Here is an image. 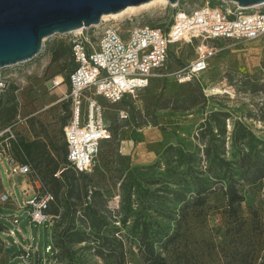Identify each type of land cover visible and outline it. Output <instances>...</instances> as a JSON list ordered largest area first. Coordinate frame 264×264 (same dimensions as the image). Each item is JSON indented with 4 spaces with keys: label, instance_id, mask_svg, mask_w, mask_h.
<instances>
[{
    "label": "rangeland",
    "instance_id": "374dc122",
    "mask_svg": "<svg viewBox=\"0 0 264 264\" xmlns=\"http://www.w3.org/2000/svg\"><path fill=\"white\" fill-rule=\"evenodd\" d=\"M209 1L219 3V0ZM205 3L206 0H180L181 7L186 11ZM177 10L169 3H158L118 18H107L103 23L88 28V32L100 34L108 27L124 31L138 25L166 26ZM257 11L253 8L243 12ZM73 34H56L46 38L42 45L43 53L26 63L0 69V82L7 85L4 89L0 87V94L5 98L14 96L18 114L23 118L16 131L27 140L52 142L56 147L65 142L63 123H68L72 116L69 101L62 99L68 86L65 84L52 89V84L56 77L67 78L73 66L70 56L56 57L59 44L64 42L70 45ZM197 43L184 41L173 45L169 59L160 71L161 76L151 78L149 85L134 96L113 104L105 100L102 102L113 139L100 146L89 174L91 185L104 194V210L112 215H116L120 208L122 185L129 182L130 170L138 168L134 178L140 187L133 193L152 192L164 185L163 182L151 184L153 180H167L165 163L161 159L167 146L183 143L188 149L200 153L204 151L198 132L212 111H223L230 115L226 121L228 134L223 147L226 159L234 160L238 156L231 142L235 122L246 125L264 142V38L214 42L217 52L210 60L209 67L194 80L181 83L175 73L195 60ZM3 130L0 128V133ZM2 143L0 141V145ZM53 152L58 156V152ZM156 162L160 168L147 169ZM18 178L17 182L20 181ZM12 183V180L0 178V193L12 190ZM239 189L246 198L241 207V233L235 235V223L225 213V199L218 191L211 196L203 210H197L190 216L188 224L180 230L181 237L169 247L166 256L173 264H241L235 260V255L239 258V253L245 256L250 251L247 259L258 260L264 248V234L261 233L264 224V179L257 183H243ZM16 193L19 200L1 205L4 209L18 208V202L32 198L35 191L26 189L22 194L16 188ZM167 204L171 210L175 207ZM155 206L152 205L147 214H153ZM133 209L137 212L140 208L133 204ZM7 217L3 224L6 228L10 227ZM160 222L169 233L175 231L172 220L164 218ZM57 223H54V229H50L49 238L54 242L59 232ZM21 227L26 235L39 233L40 238L43 236L41 228L30 225L25 219L21 221ZM90 246L82 243L71 247L79 260L89 264H115L111 259L97 256ZM13 259L12 253H0V264L20 262ZM66 263L67 260L61 258L60 264ZM125 264H142L136 248L130 245Z\"/></svg>",
    "mask_w": 264,
    "mask_h": 264
},
{
    "label": "trees",
    "instance_id": "16d2710c",
    "mask_svg": "<svg viewBox=\"0 0 264 264\" xmlns=\"http://www.w3.org/2000/svg\"><path fill=\"white\" fill-rule=\"evenodd\" d=\"M69 56L71 59V45L61 42L56 57ZM72 68L65 78L66 82ZM18 116L14 96L5 98L0 94V128L5 129L14 124ZM229 118L230 115L223 111L208 114L198 132V139L205 147L202 153L188 149L183 143L169 145L163 150L161 159L165 163L167 180L155 179L151 182L154 185L163 182L162 187L152 192L137 191L134 194L133 190L140 187L134 178L138 168L130 170L129 182L122 185L123 197L116 215L104 210V194L91 185L89 172L78 171L68 160L64 130L65 142L60 147L52 142L27 140L16 129L15 138L4 133L0 136L3 142L1 146L8 147L17 162L29 165L31 178L38 179L43 190L52 193L55 199L48 213L56 218L54 223L58 222L57 240L54 242L49 238L53 226L38 227L43 230V236L40 238L37 257L41 258L45 246L51 243L54 250L58 251V264L61 258L67 260L66 264H89L79 260L71 247L73 244L87 243L97 256L111 259L115 264H125L130 245L136 248L142 264H173L166 256L169 247L181 237L180 230L188 224L190 216L197 210H203L211 196L218 191L225 199V213L235 223V235L241 233L243 223L240 214L246 198L239 187L243 183H257L264 179V142L246 125L235 122L231 142L238 156L234 160L226 159L223 147L226 145V121ZM63 125H67L66 121ZM112 139L113 136L103 143ZM53 151L58 152V156ZM155 168H160L158 162L147 169ZM167 202L175 207L171 210ZM133 204L139 206L137 212ZM152 205H157L153 214H147ZM6 211L0 206V214ZM164 218L175 223L173 233H169L160 222ZM3 224L4 219L0 218V230L5 228ZM261 233L264 234V224ZM1 252H4V248H0ZM250 254L251 251L243 256L241 252L239 258L235 255V260L241 264H264V248L258 260H248Z\"/></svg>",
    "mask_w": 264,
    "mask_h": 264
},
{
    "label": "built area",
    "instance_id": "2783aa9c",
    "mask_svg": "<svg viewBox=\"0 0 264 264\" xmlns=\"http://www.w3.org/2000/svg\"><path fill=\"white\" fill-rule=\"evenodd\" d=\"M172 6L178 10L166 26L138 25L124 31L108 27L100 34L89 33L86 28L73 32L70 42L73 68L69 80L56 77L52 89L68 86L62 99L70 102L72 116L64 134L68 160L78 171L90 172L100 146L111 139L102 102H121L146 88L151 78L161 76L160 71L166 65L173 45L184 41L198 42L195 60L175 73L184 83L209 67L217 52L214 42L264 38V4L254 7L257 12L247 14L243 12L246 9L236 3L222 0L218 4L206 0L203 6L190 11L181 7L180 0ZM0 87L4 89L7 85L0 82ZM22 121L19 115L0 136L7 133L15 138L16 126ZM31 175L29 165L17 162L8 147L0 145V178L13 182L12 190L0 193V206L19 200L15 191L19 185L15 182L18 177L26 178L28 185L25 188L35 191L32 198L19 201L18 208L8 209L10 214H0L3 219L8 216L10 226L0 230V248H4L3 253L7 255L5 249L14 246L13 260H19L18 264H58V251L53 245H46L38 258L40 234L26 235L21 227L23 219L37 227H52L56 220L48 213L55 200L53 194L44 191L38 179H29Z\"/></svg>",
    "mask_w": 264,
    "mask_h": 264
},
{
    "label": "water",
    "instance_id": "95a60500",
    "mask_svg": "<svg viewBox=\"0 0 264 264\" xmlns=\"http://www.w3.org/2000/svg\"><path fill=\"white\" fill-rule=\"evenodd\" d=\"M153 0H0V69L26 63L42 52L43 41L88 29L105 15ZM175 5L179 0H167ZM242 9L264 4V0H222ZM14 246L5 249L11 254Z\"/></svg>",
    "mask_w": 264,
    "mask_h": 264
},
{
    "label": "bare ground",
    "instance_id": "6f19581e",
    "mask_svg": "<svg viewBox=\"0 0 264 264\" xmlns=\"http://www.w3.org/2000/svg\"><path fill=\"white\" fill-rule=\"evenodd\" d=\"M158 3H161V4L165 5V4L168 3V1L167 0H153V1H150L148 3L142 4L140 6H131V7L126 8L125 10H123L120 13L103 16L102 21H105L107 18H118V17H120L122 15H125V14H128V13L129 14L130 13H134V12H136V11L142 9V8H145V7L154 5V4H158ZM78 32H80V30L75 31L74 33H78ZM253 40H256V39H253Z\"/></svg>",
    "mask_w": 264,
    "mask_h": 264
},
{
    "label": "crops",
    "instance_id": "0c3cea01",
    "mask_svg": "<svg viewBox=\"0 0 264 264\" xmlns=\"http://www.w3.org/2000/svg\"><path fill=\"white\" fill-rule=\"evenodd\" d=\"M22 177H19L18 179H20V181L19 182H17V180L15 179V182L17 183V184H19L16 188H18L19 189V192L20 193H23L24 194V191L26 190V186L28 185V182H26V178H22ZM15 191H16V189H15ZM10 211V210H9Z\"/></svg>",
    "mask_w": 264,
    "mask_h": 264
}]
</instances>
